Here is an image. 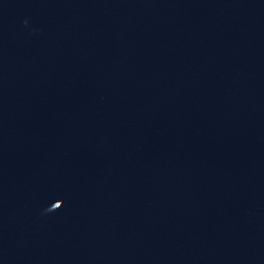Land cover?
Here are the masks:
<instances>
[{
    "label": "water",
    "instance_id": "1",
    "mask_svg": "<svg viewBox=\"0 0 264 264\" xmlns=\"http://www.w3.org/2000/svg\"><path fill=\"white\" fill-rule=\"evenodd\" d=\"M0 264H264V0H0Z\"/></svg>",
    "mask_w": 264,
    "mask_h": 264
}]
</instances>
